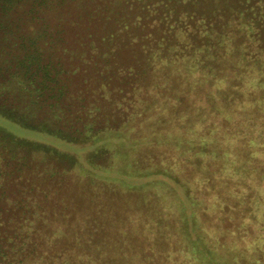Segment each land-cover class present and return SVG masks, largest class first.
Returning <instances> with one entry per match:
<instances>
[{"label": "trees", "instance_id": "obj_1", "mask_svg": "<svg viewBox=\"0 0 264 264\" xmlns=\"http://www.w3.org/2000/svg\"><path fill=\"white\" fill-rule=\"evenodd\" d=\"M154 35L164 41V62L184 58V81L198 113L180 107L172 79L163 80L159 64L145 57V41ZM261 69L263 75H255ZM262 82L264 0H0V97L7 95L18 111L0 116L87 152L84 161L72 163L83 172L79 182L66 178L71 169L58 176L44 169L48 177H22V171L1 188L0 264H186L177 252L195 264H248L262 246L264 226L248 221L251 212L237 214L260 238L237 234L242 246L235 251L244 253H230L231 221L222 212L228 206L211 177L221 153L214 144H229L221 137L234 135L224 134L232 125L222 119L256 100ZM27 104L36 107L32 116L66 128L21 124L15 115H24ZM214 107L224 113L219 120ZM7 130V141L26 139L28 151L68 161L61 143ZM72 131L85 136L68 140ZM99 135L106 137L93 143ZM93 148L126 166L99 171ZM134 155L161 172L139 179ZM222 160L225 171L234 170ZM254 173L250 182L260 177L255 186L263 190L264 173ZM137 183H144L143 201L133 192ZM241 185L247 201L259 202L261 193L254 201L249 184ZM201 191L207 193L200 199ZM157 212L168 222L153 218Z\"/></svg>", "mask_w": 264, "mask_h": 264}, {"label": "rangeland", "instance_id": "obj_2", "mask_svg": "<svg viewBox=\"0 0 264 264\" xmlns=\"http://www.w3.org/2000/svg\"><path fill=\"white\" fill-rule=\"evenodd\" d=\"M163 43L164 41L162 40V37L159 35H154L149 37L145 41V57L148 58V61H154L155 63L159 64V70L161 71L162 79L168 81V78H171L172 81L175 84V87L177 91L179 92V101L181 102L180 107L186 106V109L188 110H195L198 113V110L194 106V98L191 96L189 93V85L188 82L184 81V78L187 77V71L185 69V64L182 62L184 61V58L182 55L175 57L174 59L164 62V54L163 52ZM178 60L176 63L175 60ZM256 68H260L259 65L256 66ZM261 74L263 75V70L261 69L260 71H255V75ZM181 77V78H180ZM74 78L71 80V84L74 83ZM247 86V85H246ZM257 88L259 89V94L255 98L256 100H253V98L247 100L245 103V106L241 111L238 113H234L232 118H223L222 121L227 124V125H232L230 130L225 129L224 134H234L231 136H223L221 138L225 139L229 144L219 141L218 145L214 144V147L218 148L221 153H218L215 157V162L213 165V170L215 173L211 177V183L213 184H219L220 188L218 191V195L221 197V201L223 203H226L227 210L224 209L222 210L223 215L227 216L230 221L231 225L228 226L226 229V236L228 237V244L230 245V253L233 252L234 254L237 255H242L244 253L243 250L241 251H235L236 249H239L241 247V239L238 237L239 236H245L246 234L249 235V239L251 240H257L260 238L255 232L251 233L248 231V229H245V222L244 220L237 214L243 213V212H251V215L248 216V221L255 223V225L260 224V226H264V189L259 190L255 185L256 180H261L260 177L257 176V179L254 182H250L249 179V174L252 172H256L254 174L258 175L257 173H264V111L263 114L260 112L259 108L254 105V104H259L260 106L263 107L264 109V82L259 83L257 85ZM257 94V93H256ZM120 96V95H119ZM118 98V95L116 96ZM12 100L7 101V95H3V97H0V111L6 113L8 109L14 110L13 114L18 113L17 109L15 107H12V103H10ZM24 107L26 106L25 103H21ZM28 108V109H27ZM27 108L25 109V114L23 115L22 113L15 115L16 118L20 121L21 124L29 125L32 126L36 130H44L46 127H51L52 130L54 128L53 124H56L58 128H66L63 125H60L57 122H52L48 121L47 118H45L44 115L36 117V115L32 116L30 113L35 110V106L33 105H28ZM214 112H216V117L217 120L222 118L224 113L222 111H219L217 107ZM259 111H258V110ZM243 110V111H242ZM37 111V110H35ZM218 111V112H217ZM258 111L259 113L256 114ZM9 112V111H8ZM28 112V113H26ZM41 114V113H40ZM47 114V113H46ZM1 115V113H0ZM155 116V115H153ZM156 117V116H155ZM141 125L143 122H140ZM140 129L137 130V133H140L143 131V126H139ZM12 129L13 131H21V132H28L29 136L32 138H37V139H45L49 142H51V145L54 146V143L56 142L57 144H60L61 152L64 153V156L68 158V161H65L63 159H58L56 158L53 154L51 153H46V152H41V151H33L30 152L27 149L28 145V140L24 139L21 140V143L14 144L13 142L7 141L9 139V134L8 130ZM68 128V127H67ZM138 129V128H137ZM139 131V132H138ZM53 132V131H52ZM75 132L72 131L71 136L68 138V140L74 141L72 138H79L78 140H82L83 137L81 136L80 133L74 134ZM87 137V135H86ZM104 137L95 136L93 143L96 142H101ZM183 141L187 142L186 138L183 137ZM53 143V144H52ZM259 143V144H257ZM55 148V147H54ZM77 149V150H76ZM80 150L77 145L62 141L58 136L54 134H44L35 130H27L24 128L22 125H20L18 122L12 121L10 119H7V117L0 116V191L1 188H6L7 189V181L12 180V176H18L22 175L23 171V176H27V172H31L33 175L43 179L45 177H48L50 175V172H46L45 170H51L55 176H58L59 173H63V171H67L71 169L72 172L66 173V178L69 179L74 183L79 182L82 180L83 175L80 173H83L79 168L75 166L76 163L72 164L73 162L76 161H84V157L86 156L87 152H80ZM96 148H93L89 152V154H94L95 158H93L97 164H99V171L104 170H111L114 172L116 169H121L122 166H126L125 160H120L118 161L117 159L113 158L112 153L110 152H104L99 154L100 152ZM60 151V150H59ZM226 151L225 156L227 158H224L223 160H227L229 162V165L231 167H235L234 170L227 172L225 171L226 169L222 166V154ZM125 153V152H123ZM235 153V154H234ZM255 155L252 158V164L250 167L246 169H242L241 166L243 163H246V159L251 158V156ZM98 156V157H97ZM135 161L132 162L138 166H141V168L137 171V176L139 179H144L146 175H150L151 173H158L161 172L159 169L153 170L151 169V166L147 165H140L141 162L139 160V155H134ZM88 158V156H87ZM144 158V157H143ZM149 157V161H150ZM115 160H117L115 162ZM143 159H141L142 161ZM222 160V161H223ZM30 164L29 166H23L24 164ZM80 163L85 164L84 162H77L78 165ZM71 164V165H70ZM108 165H110L111 168H108ZM22 167L21 170H19ZM224 170V171H222ZM126 172H131L129 169H126ZM235 173V174H233ZM109 174V173H107ZM129 174V173H127ZM51 177H54L51 174ZM17 179V177L15 178ZM52 179L51 181H53ZM160 180V179H158ZM163 182L164 180H160ZM11 182V181H9ZM242 182H245L248 185V192L249 195L252 197V199L255 201L257 199V196H259V202H251L247 201L243 196H242ZM264 183V182H263ZM66 186H70L71 184L66 182V183H61ZM139 184L138 187L133 191L136 197L139 199V201L144 200V190L145 186L142 185L144 183H137ZM142 188L144 190H142ZM1 193V192H0ZM207 192L204 191L202 193L197 192L198 198H203V196ZM167 200H161L160 203H166ZM197 201V200H196ZM153 210L155 211V206L151 204ZM166 208L170 210V205L169 202L166 205ZM263 208V209H262ZM257 209V210H256ZM254 211V212H252ZM156 212V211H155ZM155 217L156 220L161 219V220H166L167 217H164V215L160 214L159 212L155 213L153 218ZM161 217V218H160ZM217 217V215L215 216ZM175 217H172V221L174 220ZM250 218H252L250 220ZM170 219V220H171ZM255 219V220H254ZM167 221V220H166ZM168 222V221H167ZM172 223V222H171ZM229 224V222H228ZM212 226V225H211ZM259 233L261 234L263 238V242L261 248H259L260 253H254L247 259L248 264H264V230H260ZM238 234V235H237ZM173 236V234H171ZM175 241V238L173 239ZM250 240V241H251ZM172 243L169 244V248H175L176 244H174L173 241ZM257 242V241H256ZM174 244V245H173ZM220 246L221 243L219 242ZM216 249H219L216 247ZM235 251V252H234ZM232 255V254H231ZM260 256H263L262 258ZM255 258H261L260 262H258V259ZM176 259L179 262H184L186 264H195L194 261L192 260L191 257L184 256L179 254L177 252L176 254ZM241 259V258H240ZM232 260V257H231ZM257 260V261H256ZM235 263V262H234ZM233 264V261L232 263ZM236 264V263H235Z\"/></svg>", "mask_w": 264, "mask_h": 264}]
</instances>
